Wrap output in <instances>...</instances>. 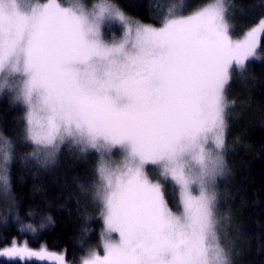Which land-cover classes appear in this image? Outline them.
I'll use <instances>...</instances> for the list:
<instances>
[{"label":"snow or ice","instance_id":"1","mask_svg":"<svg viewBox=\"0 0 264 264\" xmlns=\"http://www.w3.org/2000/svg\"><path fill=\"white\" fill-rule=\"evenodd\" d=\"M178 7L153 27L132 21L112 0L90 9L78 0L70 7L0 0V89L27 106L25 135L36 146L30 156L47 166L62 144L99 153L89 191L102 208L104 254L89 249L80 264H213L219 257L215 188L225 150V88L234 66L243 73L247 61L260 58L264 19L234 39L222 0L187 16ZM106 18L125 25L121 39L102 37ZM11 147L0 136L5 194ZM161 180L178 187L177 212ZM24 231L37 230L29 224ZM0 258L67 264L63 251L15 239Z\"/></svg>","mask_w":264,"mask_h":264},{"label":"trees","instance_id":"2","mask_svg":"<svg viewBox=\"0 0 264 264\" xmlns=\"http://www.w3.org/2000/svg\"><path fill=\"white\" fill-rule=\"evenodd\" d=\"M214 1L112 0L125 15L155 26L163 24L174 6L185 16ZM225 1L232 10L229 18L234 34L240 35L264 19V0ZM258 51L260 58L249 60L243 73L233 71L226 89L229 107L224 153L229 174L219 179L218 187L219 206L228 204L223 210L229 220L232 264H264V39ZM22 108L0 94V136L10 140L13 152L8 165L9 191H0V248L13 239L25 240L36 248L43 244L63 251L69 263H79L85 251L99 245L104 231L102 211L87 195V185L95 178L94 154L78 153L66 144L55 163H37L30 156L33 146L26 139ZM170 187L173 184H168L166 195L177 211ZM48 216L51 223L45 221ZM29 224L37 230L35 234L21 232ZM0 264L7 262L0 258Z\"/></svg>","mask_w":264,"mask_h":264},{"label":"rangeland","instance_id":"3","mask_svg":"<svg viewBox=\"0 0 264 264\" xmlns=\"http://www.w3.org/2000/svg\"><path fill=\"white\" fill-rule=\"evenodd\" d=\"M20 2L21 3H29V2H31V3H34V4H46V3H48V0H20ZM56 2L59 3L60 5H62L63 7H70L74 2H76V0H66V2H64L62 0H56ZM78 2L81 3L82 5H84L86 8H89L90 9L91 6L97 2V0H78ZM215 2H216V0L214 2L209 3V4H213ZM222 2H223V5H224V9H225V11H224V18H225V21L229 25L230 35H232V37L234 39L235 38H240L244 34V32L247 31V30H249L252 26L250 28H248L247 30H245L240 35L234 34L233 30L235 29V26L230 23V18H229V16L232 17V10L228 7L227 2L225 0H222ZM209 4H207L206 6H208ZM206 6H204V7H206ZM125 16L128 17V18H130L132 21H137V22H139L141 24L151 25L153 27H160V26H155V25L148 24V23H143V22H141L139 20H136V19H133L132 17L127 16V15H125ZM185 16H187V15H185ZM115 24H116V27L114 26ZM257 24H255V25H257ZM255 25H253V26H255ZM100 30H101L102 37L105 39V41L106 42H112L113 39L119 40V39H121L123 37L124 31H125V25L122 22H120L118 19H115V18H106L101 23ZM258 54H260L259 51H258ZM250 60H257V59L253 58V59H250ZM247 62H246V66H247ZM246 66H245V68H246ZM234 70H238V69L234 66L233 69L230 71V77H232V74H233V71ZM238 71H240V70H238ZM0 75H2V74H0ZM241 79L242 80H245L246 79L245 75H243V76L241 75ZM230 80H231V78H230ZM229 83H230V81H229ZM227 86L228 85H226V88H225V97H226V100L228 101L227 94H226ZM0 94H5L6 96H8L10 98V100L14 104H19L20 106L23 107L22 108L23 109V115H24V119L26 121L27 106L24 105L22 102L14 99L15 93L13 91H11L10 89H8V88H3V89H0ZM225 121H226V127H227L228 126V108L226 109V112H225ZM26 123H27V121H26ZM225 131H226V129H225ZM2 137H4V136H2ZM65 145L66 144H62L61 146H65ZM32 146H33V150H34L36 146L33 143H32ZM61 146H60V148H61ZM73 149H75L78 153H81V151H79L75 146H73ZM88 151H90L91 153H93L94 154V157H95L94 158V161H95L94 162V165H95L94 176H95V178L93 180L94 182H92L94 184L95 181H96V179H97V166H98V160H99V153L95 149H88L86 152L89 153ZM224 155H225V153H224ZM12 156H13V152H12V147H11V159L9 161V164H11ZM147 170L149 172L150 178H153L155 180L157 178V176H156L155 171L153 170V166L149 165L147 167ZM92 183L90 185L88 184L87 185V188H90V186L93 185ZM161 183L164 186V189H165V198H166V200H168V202H169V199H168V195H166V190L168 189V184H173V187H170V189L172 190L171 191L172 192V195L174 197H176V199H177V206L179 207V192H178V187L175 186L174 183L172 181H170V180H168V181L161 180ZM174 189H176V190L174 191ZM82 192L84 194H87V192L85 193V191H82ZM87 195L89 197H92L91 192L89 191V189H88V194ZM98 206H99L100 210L102 211L101 206L99 204H98ZM169 207L173 210V208L170 205V202H169ZM227 207H228V204H226V203L224 205H222V206H219V204H218V209L223 214H225V210H223V209H227ZM173 212H177V211L173 210ZM226 217H227V219H226V234H225L224 242L227 243L231 247V242H230L229 238L227 237V234L230 231L229 222H228L229 220H228L227 214H226ZM113 238L116 239L118 237H116V235L113 234ZM23 242H25V240L24 241L17 242V245L18 246H23ZM11 245H12V243L10 245L6 246V247H10ZM27 246L30 247V248H32V249H38V248L33 247L30 244H28V242H27ZM95 246L96 247H94L93 249H95L100 255H103L104 253H103V249H102V238H101V242L99 243V245L97 243ZM6 247H2V248H0V250H3ZM66 260H67V258H66ZM67 264H73V263H69V261H67ZM76 264H80V262L79 263H76Z\"/></svg>","mask_w":264,"mask_h":264},{"label":"clouds","instance_id":"4","mask_svg":"<svg viewBox=\"0 0 264 264\" xmlns=\"http://www.w3.org/2000/svg\"><path fill=\"white\" fill-rule=\"evenodd\" d=\"M222 170L217 175L216 178V188L215 193L217 197V208L220 200V189L218 187V180L221 178H226L229 174V167L227 161L225 159V155H222ZM180 215V213H177ZM226 214L221 213L220 211L215 216L216 223V231H215V246L219 250V257L213 260V264H232L231 260V250L230 246L224 242L225 234H226Z\"/></svg>","mask_w":264,"mask_h":264}]
</instances>
